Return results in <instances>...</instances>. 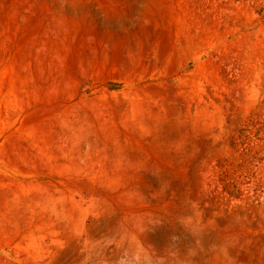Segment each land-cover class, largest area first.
I'll use <instances>...</instances> for the list:
<instances>
[{
	"label": "rangeland",
	"instance_id": "obj_1",
	"mask_svg": "<svg viewBox=\"0 0 264 264\" xmlns=\"http://www.w3.org/2000/svg\"><path fill=\"white\" fill-rule=\"evenodd\" d=\"M0 264H264V0H0Z\"/></svg>",
	"mask_w": 264,
	"mask_h": 264
}]
</instances>
